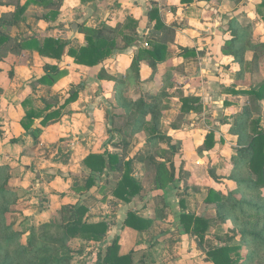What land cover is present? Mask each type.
I'll return each instance as SVG.
<instances>
[{
  "label": "crops",
  "instance_id": "crops-1",
  "mask_svg": "<svg viewBox=\"0 0 264 264\" xmlns=\"http://www.w3.org/2000/svg\"><path fill=\"white\" fill-rule=\"evenodd\" d=\"M26 1L29 2L17 22L3 29L10 40L4 47L7 57L0 60V164L21 168L23 177L18 183L21 188L32 192L35 201H39L41 215L48 217L61 205L88 200V204H85L88 209L86 214L91 215V221H97L96 214L100 213V207L105 208L104 215L110 213L107 203L101 201L111 199L118 206L117 212L120 214H126L129 210L145 218L152 217L157 204H148L152 197L161 199L162 192L159 194L149 189L140 207L134 206V201L125 203L114 199L111 190L118 174L106 168L101 177L96 175L97 184L90 187L87 194H75L72 190L73 186L86 183L92 174L84 163L88 154L101 153L105 149L110 152L122 151L120 147H114V140L110 142L112 135L106 138L107 128L116 114L121 113L116 108L117 81L126 80L130 83L127 94L133 98L147 91L149 94L158 91L162 86L163 70L168 68L172 69V81L188 89L195 85L198 88L230 85L233 77L231 68H236L232 66L233 58L221 51L222 43L230 37L229 22L234 18L240 23L253 24V21L242 16L245 10H242L241 1L235 3L231 0L196 1L189 4L181 3L180 0H90L85 3L81 0H44L52 3L50 5H44L42 0H0V17L10 20L17 7ZM51 8L55 10L53 14ZM152 8H157L161 22L173 31V39L167 43L169 55L165 61L157 64L158 70L154 75L146 60H141L139 80H128V68L138 50L151 49L148 41L162 35L154 28L156 21L149 18ZM249 12L251 14L252 9ZM128 17L134 21L129 24L134 25L136 41L125 48L115 49L110 57L94 66L76 64L67 55L56 59L40 55L34 49L17 46V42L31 37L36 38L39 44L45 37H54L68 40L73 45H84V35L79 32L80 25L100 27L105 23L115 26L125 23ZM73 23L77 24L75 32L71 28ZM260 23L253 24L256 34L262 32ZM181 47L193 49L196 57L183 58ZM246 58L249 59L250 55L246 54ZM45 64L56 65L65 73L59 75L52 84L42 82L40 79L45 75ZM194 79H201V83ZM74 93L55 120L42 126L39 117L34 119L31 129L22 127L20 120L25 109L41 110L49 102L54 104V109ZM224 98L230 99L228 95ZM240 99H243L241 95ZM23 100H26L25 105L22 104ZM36 127L40 132L34 137L31 131ZM169 130L167 135H173L175 130ZM142 140L137 150L143 154L147 147L145 139ZM128 159L132 158H124ZM132 164L143 167L142 173L146 172V160L135 159ZM99 189L104 191V195L98 193ZM172 199L168 189L164 197L167 205L165 215L173 209L170 207L174 203ZM33 208L27 211L32 212ZM122 222L116 226L121 227L119 231L123 233L119 245L121 255L132 252L133 261L137 256L136 262L140 264H197L187 251L179 254L185 249L190 250V240L182 239L181 243L174 240L175 235L171 234L175 229L172 227L174 223L168 218L163 222L155 220L151 230L142 232L124 227ZM119 231L116 233L119 234Z\"/></svg>",
  "mask_w": 264,
  "mask_h": 264
},
{
  "label": "trees",
  "instance_id": "trees-1",
  "mask_svg": "<svg viewBox=\"0 0 264 264\" xmlns=\"http://www.w3.org/2000/svg\"><path fill=\"white\" fill-rule=\"evenodd\" d=\"M81 1L85 3L90 0ZM180 1L189 4L208 0ZM231 1L240 2V0ZM28 2L19 5L10 20L0 17V60L6 59L4 47L10 40V36L3 29H7L17 22ZM41 2L44 5L52 4L46 3L44 0ZM54 12L55 10L51 8V13ZM157 12V8H152L148 15L150 20L156 21L154 28L160 31L162 35L148 41L151 49L138 50L128 68V80L131 78L136 79V81L139 80L141 60H146L154 75L158 70L157 64L165 61L169 55L167 43L172 41L173 31L161 22ZM256 12L264 23V0L256 5ZM129 22L134 21L128 17L125 23H118L115 26L105 23L100 27L80 25L79 32L84 35V45H73L68 40L54 37H45L39 44L36 38L31 37L17 42V46L21 49H34L40 55L56 59L67 55L72 57L76 64L94 66L110 57L115 49L125 48L136 41L134 25L129 24ZM228 29L230 37L222 43L221 51L233 58L232 62L238 66V69L231 87L226 88L225 91L226 93L233 92L234 95H241L245 105L240 112L236 113V124L231 128V131L238 135L239 147L235 150L234 173L227 178L235 179L244 185H240L237 196L232 192L223 194L221 191L217 192L210 189L207 202L216 203V209L220 214L235 221L234 226L237 228L241 240L222 247L209 248L206 253L210 259L208 264H255L257 261L264 263V258L260 256V252L264 251V195L261 194V188H264V127L259 125L260 114L264 111L261 104V101H264V77L259 76V66L264 64V38L260 41L254 39V36L260 33L254 32L251 22L240 23L234 18L229 22ZM119 42L122 45H118ZM180 49L183 58L196 57V52L193 49L184 47ZM246 54L250 55L249 59L246 58ZM44 70L45 75L40 80L49 84H52L59 75L65 73L56 65L45 64ZM161 80L162 86L158 91L148 95L140 94L135 98L127 94L130 83L126 80L117 81L115 86V100L119 106H123L126 115L132 120H130L129 132L127 133L125 130L124 133L130 137L142 131L143 137L146 138L148 150L158 147L161 140L165 139L161 126L163 111L166 109L167 98L170 99L173 95V93L170 94L169 90L176 86V83L172 81V69H164ZM73 95L75 93L69 95L61 106L54 109H52L54 104L50 102L46 103L41 110L25 109L20 120L22 127L25 130L31 129L34 119L39 117H41L40 124L42 126L51 120H55L60 115L62 107ZM180 97L182 109L189 111L193 108L191 102L196 100L194 97L183 95ZM25 102L26 100H23L22 104L25 105ZM199 109V107H194V111ZM44 111H47L45 115ZM112 131L119 132L115 128H112ZM39 132L40 129L37 127L31 131L34 137ZM113 140L114 138L111 136L110 142ZM113 145L114 147H122L121 142L113 141ZM128 147L129 145L125 144L123 152L105 150L101 153L88 154L84 163L89 167L92 174L89 175L86 183L77 184L72 187V190L78 194L87 192L90 187L95 185L96 175L101 177L106 168L109 172L118 174L116 184L111 190L112 195L123 202L130 201L139 193L140 186L135 182V177L132 176V160H124L123 158ZM167 152L173 155L175 153L174 147L170 146L165 151V153ZM146 163L153 167L155 189L162 191L160 195L164 204L161 206L157 204L154 208V215L150 218L142 217L134 211L126 213L123 225L140 232L151 230L155 220L165 221L167 205L164 202V195L169 185L173 184L176 178L168 167L169 162L166 159L147 158ZM243 166L247 168L249 177L245 180L236 179L238 176L236 169ZM10 168L6 164L0 165V264H69L71 250L68 247V242L71 238L80 237L93 241H100L104 238L108 229L106 222L91 223L84 221L83 216L88 209L83 203H75L61 206L59 210L61 223L53 220L39 224L31 231L27 242H21V232L15 230L12 224L5 222L8 207L16 201L15 190L3 185L10 178ZM241 218L244 220L242 224L238 222V219ZM179 222L183 223L185 232L195 237L198 245L205 248L204 239L209 231L208 219L202 215L194 216L182 212L179 215ZM117 240L114 238L105 247L103 257L100 258V262L97 261L99 264H134L132 252L122 255L119 253Z\"/></svg>",
  "mask_w": 264,
  "mask_h": 264
},
{
  "label": "rangeland",
  "instance_id": "rangeland-1",
  "mask_svg": "<svg viewBox=\"0 0 264 264\" xmlns=\"http://www.w3.org/2000/svg\"><path fill=\"white\" fill-rule=\"evenodd\" d=\"M240 1L242 4L241 6H243L242 10H245L241 14L242 16H245L244 18H246V20L253 21L254 25L261 21L259 28L262 32L257 34L258 36L255 35L254 39L257 41L262 40L264 38V23L259 14H257L256 11L254 12V9L256 10V5L262 0ZM250 9H252L251 14L249 12ZM118 45H122V43L119 42ZM13 46L15 47V45ZM232 66L236 69L231 68V72L233 73L231 84L234 81L235 73L238 69L237 65ZM259 76L264 77V64L259 66ZM194 80L195 82L201 83V79ZM231 84L230 86L221 84L220 86L217 85L215 87L205 88H198V86L195 85L193 88H189L191 89L190 91L181 84H176V87H171L169 92L170 94L173 93V95H170V99L167 98L168 102L165 104L166 109L163 111V119L161 121L165 139L161 140L158 147L153 149L149 148V150L147 148V151L143 154L142 151L137 149L140 147L139 144H142V139H145L144 141L146 143V138H142V131L135 133L130 137L124 133L125 130L127 133L129 132L131 119L126 115L123 106H119L117 102L116 108L117 110H120L121 113L116 114V118L112 120L111 126L107 128L106 133V138L112 135L115 142H121L122 147H120V150H123L125 144L129 145L127 151L125 149L126 152L125 156L123 155V158L129 156L132 158L130 160L133 162L135 159L144 161L147 158L155 160L164 158L169 162L168 167L175 174L176 178L173 184H170L168 188L172 193V200H174V203H171L170 207L173 209L169 214H166L165 220L168 218L172 224L174 223V226L172 227L175 229L171 231V234L175 235L173 237L174 240H177L180 243L182 239L184 241L190 240V250L188 251L185 249L183 252H179V254L182 255L187 251L188 255L192 256V259L194 258L193 261L197 264L209 263L210 259L206 253L207 249L222 247L231 242H239L241 240L240 234L234 226L235 221L232 219L230 220L228 216L224 217V215L220 214L216 209V203L207 202V198L209 197L208 191L210 189L217 192L221 191L223 194L232 192L237 196L240 185H244L235 179L230 180L227 178L234 173L233 164L235 162V150L239 147L238 135L234 134L231 131V128L236 124V113L240 112L245 105V101L240 99L239 94L234 95L233 92L226 93L225 89L230 88ZM135 91L136 90H134V92ZM198 91L200 95L197 94ZM148 94L147 91L144 95ZM181 95L185 97H194L196 99L194 102H191L193 108L189 111L182 109ZM226 95H228L230 99H225L224 96ZM233 96L236 97L233 98ZM261 104L264 108V101H261ZM194 107H199L200 109L194 111ZM260 117L261 120L259 121V125L264 127V111L260 114ZM112 128H115L119 132H113ZM169 129L175 130V132H172L173 135H167V132L170 131ZM107 141H109V139H107ZM170 146L175 149L173 155H170L168 152L165 153ZM138 152H140V154ZM132 167V176L135 177V182L139 184L140 191L128 202L134 201V206L139 205L138 207H140L142 206V202L144 201V197L147 195L148 190H156L154 184V170L153 167L147 163L144 167L146 172L143 173V167L139 168L137 164H132ZM236 172L238 173L236 179L245 180L249 177V172L244 166L237 168ZM9 174L10 178L3 185L15 190L16 201H14L13 204L11 203L8 207L5 222L7 224H12L15 230L21 232V242L26 243L31 231L39 224L53 220L61 223L59 210L62 205L55 213L50 214L48 217L47 215L39 214V201H35L32 198V192L25 188H21V185L18 183L20 178L22 179L23 177L21 176V168L18 169L17 166L11 167ZM116 178L118 179V176H116ZM114 182L115 180L112 181V184H114ZM94 184H97V180ZM114 186L115 185L112 187ZM156 191L159 192V194L162 192L160 190ZM73 192L78 194L75 191ZM87 192H82L81 194H87ZM98 193L104 195L102 189H99ZM261 194L264 195V188H261ZM113 198L120 200L116 196ZM152 198L153 199H151L148 205L155 206L158 204V206H161L164 204L161 199L155 200L154 197ZM87 201L88 200L84 201L83 205L88 204ZM89 201H91V198H89ZM101 202L107 203L110 213L104 215L103 212L105 208L100 207V213L96 214L99 220L91 221V215L87 214L83 216V220L91 223L100 221L106 222L108 229L104 238L100 241H93L80 237L71 238L68 242V247L71 250L69 264H99L98 262H100V258L103 257L105 247L110 244L114 238L118 239L117 242L120 245V238H123V233L122 230L119 231V228L121 227L116 226H120L119 224L117 225V223L122 222V220H124L123 218L126 217V214L118 213V206L113 204L111 199ZM99 206H102V204ZM29 208H33L32 212L27 211ZM175 208L176 210H174ZM182 212H187V214H193L194 216L202 215L208 219L209 231L204 239L205 248L200 247L196 238L185 232L183 223L179 222V215ZM46 218L48 220H45ZM238 222L242 224L244 220L241 218L238 219ZM159 229L161 228L159 227ZM117 231H119V234L116 233ZM260 256L264 258V251L260 252ZM136 259L134 260V264H140L139 262H136ZM255 264L264 263L262 261H257Z\"/></svg>",
  "mask_w": 264,
  "mask_h": 264
},
{
  "label": "water",
  "instance_id": "water-1",
  "mask_svg": "<svg viewBox=\"0 0 264 264\" xmlns=\"http://www.w3.org/2000/svg\"><path fill=\"white\" fill-rule=\"evenodd\" d=\"M76 27H77V24H76V23H73L71 28H72V30H73L74 32L76 31Z\"/></svg>",
  "mask_w": 264,
  "mask_h": 264
}]
</instances>
